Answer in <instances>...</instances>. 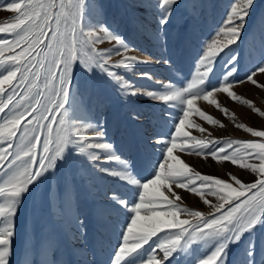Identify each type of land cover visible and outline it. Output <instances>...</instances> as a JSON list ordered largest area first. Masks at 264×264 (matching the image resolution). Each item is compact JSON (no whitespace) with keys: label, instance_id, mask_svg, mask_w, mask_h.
<instances>
[{"label":"rangeland","instance_id":"1","mask_svg":"<svg viewBox=\"0 0 264 264\" xmlns=\"http://www.w3.org/2000/svg\"><path fill=\"white\" fill-rule=\"evenodd\" d=\"M8 2L11 0H0L4 5ZM234 3L235 0H176L167 23L162 25L165 10L159 7V0H83L80 23L85 32L103 25L123 41V45H116L105 38L95 45L98 50L109 49L112 63L123 55L149 60L117 67L115 76L99 65L86 66L74 61L64 106L67 120L70 124L92 125L91 130H102V141L110 144L111 150L90 147L80 152L77 140L66 145L53 168L27 186L15 208L7 264H114L141 186L158 171L184 109L180 100L162 101L157 97L184 88L191 81L206 44L213 39L223 42L222 51L199 86V92L210 91L223 83L244 81L233 84V91L252 104L233 101L223 92L214 93L213 98L229 110L226 115L200 97L195 101L196 107L220 123H210L193 113L189 117L193 124L185 131L205 140H264L253 137L248 132L251 128L247 131L248 127L264 130V116L260 115L264 112V88L259 86L264 85V74L257 71L264 67V0H253L237 39L224 48L225 38L222 33L217 36V32ZM13 16V12L0 7V23L11 22ZM0 38L12 39L6 34H0ZM123 46L130 50L116 54ZM254 72L257 85L246 80ZM129 89L141 91L132 94ZM194 124H200L205 131L194 128ZM240 124L246 127H238ZM89 153L99 158L92 161ZM173 154L179 155L194 171L223 178L233 186L236 185L228 173L244 183L257 178L250 170L221 161L228 157H216L215 153L214 158L195 151L182 153L179 149ZM112 155L120 159H104ZM246 162L259 163L256 158ZM262 166L264 161L259 165H242L253 170ZM7 172L6 163L0 168V180ZM173 191L182 197L181 207L193 211L211 214L214 209L203 201L219 203L215 192L205 191L201 197L175 185ZM236 191L233 188V193ZM165 194L171 196L167 190ZM181 218L192 219L186 214H181ZM167 219L171 221L170 216ZM5 223L0 218V227ZM174 231L162 230L120 264H145L154 252L162 256L157 246L164 235ZM225 242L221 264H264V216L241 232L238 239L231 238L229 233L191 243L182 239L163 264H199Z\"/></svg>","mask_w":264,"mask_h":264},{"label":"snow or ice","instance_id":"2","mask_svg":"<svg viewBox=\"0 0 264 264\" xmlns=\"http://www.w3.org/2000/svg\"><path fill=\"white\" fill-rule=\"evenodd\" d=\"M82 2L83 0H11L6 5L0 4V7L14 13L11 22L0 23V34L12 37L0 38V168L6 163L8 165L5 178L0 180V218L6 220L0 227V264H7L18 198L37 176L54 167V162L62 157L66 145L78 140L81 147L77 150L80 152H86L90 147L111 150V145L102 141V130H91L94 126L70 124L67 120L64 106L74 61L79 60L86 66L99 65L107 68L109 75L115 76L114 69L117 67H127L135 61L149 60L140 59L135 55H123L122 59L112 63L109 49L98 50L95 45L105 38L115 41L116 45H123V41L103 25L85 32L80 23ZM175 3L176 0H159V7L165 10L160 21L162 25L167 23L171 6ZM252 3L253 0H235L228 18L217 32V36L222 33L225 38L224 48L237 39L243 19ZM221 43L223 42L213 39L211 43L206 44L193 77L184 88L157 97L162 101L180 100L184 109L175 125L173 136L167 143L166 153L158 171L141 186L138 202L131 209L134 214L126 226L122 243L114 257V264H120L124 258L162 230L175 231L164 235L158 244L157 247L163 255L154 252L145 264H163L181 244L182 239L191 243L225 233L238 239L241 232L264 216V166L255 170L242 167L244 164L259 165L264 161V149L261 148L264 140H205L185 131L188 125L193 124L189 119L193 113L210 123H220L196 107L195 101L200 97L226 115L229 110L213 98L214 93L223 92L233 101L252 104L233 91V84L244 81L223 83L210 91L199 92V86L209 75L217 54L222 51ZM129 50L130 48L123 46L116 54L127 53ZM257 71L264 74V67ZM255 74L256 72L246 78L253 85L258 84L254 79ZM259 86L264 88V85ZM129 91L135 94L141 90ZM146 94L153 95L151 92ZM260 115L264 116V112H260ZM193 127L201 132L205 131L200 124H194ZM238 127L246 126L240 124ZM249 128L252 130L248 131ZM247 131L253 137L264 138V130L248 127ZM88 132L94 135L89 136L86 134ZM178 140L181 142L177 143ZM190 141H194V144ZM176 149L182 153L195 151L210 154L211 157L213 153L216 157H228L221 161H228L241 169L250 170L257 178L251 183H244L234 174L228 173L229 179L236 185L233 186V183L223 178L194 171L179 155L173 154ZM98 158L97 154L89 153L90 160L95 161ZM253 158L259 163L246 162ZM104 159L120 158L112 155ZM219 181L225 183H218ZM174 185L201 197L205 191L215 192L219 203L212 204L207 199L203 201H207L214 209L211 214L181 207L179 201L182 197L173 191ZM228 185L232 187L229 188ZM233 188L238 191L233 193ZM219 189L227 191H218ZM165 190L169 191L171 196L166 195ZM181 214H186L192 219H182ZM169 216L171 221L167 219ZM226 246L227 242L221 244L199 261V264H221Z\"/></svg>","mask_w":264,"mask_h":264},{"label":"bare ground","instance_id":"3","mask_svg":"<svg viewBox=\"0 0 264 264\" xmlns=\"http://www.w3.org/2000/svg\"><path fill=\"white\" fill-rule=\"evenodd\" d=\"M23 229V228H22ZM21 233V235L20 236H22V232H20ZM20 239V243H21V237L19 238Z\"/></svg>","mask_w":264,"mask_h":264}]
</instances>
